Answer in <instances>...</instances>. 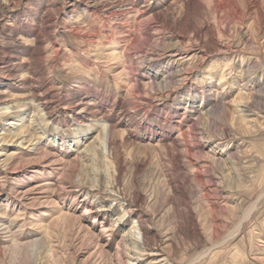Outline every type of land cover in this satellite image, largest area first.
Here are the masks:
<instances>
[{
  "label": "rangeland",
  "instance_id": "374dc122",
  "mask_svg": "<svg viewBox=\"0 0 264 264\" xmlns=\"http://www.w3.org/2000/svg\"><path fill=\"white\" fill-rule=\"evenodd\" d=\"M159 256L264 264V0H0V264Z\"/></svg>",
  "mask_w": 264,
  "mask_h": 264
},
{
  "label": "bare ground",
  "instance_id": "6f19581e",
  "mask_svg": "<svg viewBox=\"0 0 264 264\" xmlns=\"http://www.w3.org/2000/svg\"><path fill=\"white\" fill-rule=\"evenodd\" d=\"M248 5H249V4H248ZM197 48H198V47H197ZM176 50H177V49H176ZM195 51H196V50H195ZM183 52H184V51H183ZM174 53H175V52H174ZM195 53H197V52H195ZM168 54H169V53H168ZM147 55H148V54H147ZM146 57H147V56H146ZM168 57H169V56H168ZM150 58H151V57H149V59H150ZM143 59H144V58H143ZM143 59H142V60H143ZM145 59H146V58H145ZM145 59H144V60H145ZM179 59L182 60V59H183V55H180V56H179ZM179 59H178V60H179ZM143 63H144V62H143ZM7 65H8V63H7ZM12 66H13V65H12ZM12 66H11V67H12ZM6 70H7V69H6ZM8 70H10V68H9ZM9 72H10V71H9ZM85 104H86V103H85ZM93 113H94V112H93ZM107 126H108V125H107ZM113 127H114V126H113ZM106 132H107V131H106ZM110 132H111V131H110ZM173 145H174V143H173ZM175 153H176V152H175ZM54 154H55V153H54ZM54 154H53V156H54ZM177 156H178V155H177ZM52 162H54L53 159H51V160L49 161V164H48V165L52 164ZM60 164H61V162H60ZM60 164H59V165H60ZM43 166H44V165H43ZM52 167H53V166H52ZM61 168H62V167H61ZM52 169H53V170H56V169H60V168H55V167H54V168H52ZM47 171H48V170H47ZM60 171H61V170H60ZM49 173H50V172H49ZM48 184H49V183L46 182V183H44V184H42V185L47 186ZM61 184H62V183H61ZM51 185H53V184H50L49 186H51ZM54 185H55V184H54ZM33 186H34V185H33ZM39 187H40V186H39ZM42 187H43V186H42ZM45 188H46V187H45ZM56 188H57V187H56ZM47 189H48V188H47ZM68 189H69V188H68ZM75 190H76V189H75ZM111 190H113V189H111ZM17 191H18V190H17ZM67 191H68V192H66V193H69V192L71 193V192L74 191V190L69 189V190H67ZM43 192H44V191H43ZM19 193H20V192H19ZM86 194L88 195L89 193L87 192ZM21 195H22V194H21ZM45 195H46V194H45ZM48 195H49V194H48ZM38 196H39V195H38ZM50 196H51V195H50ZM47 197H48V196H47ZM47 197H46V198H47ZM38 198H39V197H38ZM43 199H44V198H43ZM51 200H52V199H51ZM82 201H83V200H82ZM129 204H130V203H129ZM29 205H30V204H29ZM129 206H130V205H129ZM133 206H134V205H133ZM105 209H107V208H105ZM108 209H110V208H108ZM136 209H137V208H136ZM130 212H131V211H130ZM139 214H140V213H139ZM141 216H142V215H141ZM142 222H143V221H142ZM142 222H141V224H142ZM137 225H139V229H141L140 224H137ZM143 226H144V225H143ZM143 226H142V227H143ZM134 228H136V227H134ZM134 228H133V230H131V229L129 230V232H130V233H129L130 236H132L133 239H134V240H133V243H134L133 245H135V247H141V245H142V246L147 245V243H146V241H145V238H144V237L146 236L145 234H144L145 236L143 237V239L141 238V239H142V244L139 243V242L135 239V237H134V232H135V231H134V230H136V229L138 230V228H136V229H134ZM106 229H110L109 231H111V228H106ZM238 230H239V229H238ZM99 232H100V231H99ZM142 232H144V231H142ZM141 235H142V234H141ZM146 240H147V238H146ZM121 242H122V241H121ZM130 244H131V243H130ZM146 248H147V247H146ZM135 249H136V248H135ZM147 249H148V248H147ZM147 249L140 248L141 251H140L139 249H138V250L136 249V250L139 251V255H140V257L143 256V255H153L152 251H150V250L147 251ZM135 254H136V253H135ZM154 255H159V254L154 253ZM141 258H143V257H141ZM139 259H140V258H139ZM165 262H166L165 258H163V257L161 258V256H159V257L156 258V260H153L151 263H152V264H156V263H157V264H165Z\"/></svg>",
  "mask_w": 264,
  "mask_h": 264
}]
</instances>
